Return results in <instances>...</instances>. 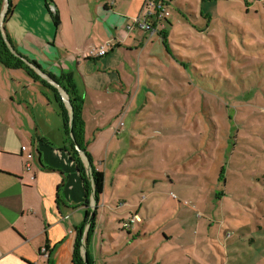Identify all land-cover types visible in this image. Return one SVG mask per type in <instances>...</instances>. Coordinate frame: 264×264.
I'll return each instance as SVG.
<instances>
[{
	"label": "rangeland",
	"instance_id": "374dc122",
	"mask_svg": "<svg viewBox=\"0 0 264 264\" xmlns=\"http://www.w3.org/2000/svg\"><path fill=\"white\" fill-rule=\"evenodd\" d=\"M113 1L95 14L110 32L95 26L97 46L117 25L143 46L95 58V72L120 74L132 96L120 111L113 86H97L95 125L123 124L95 134V151L102 167L130 161L121 195L145 198L144 235L107 210L97 264H264V0H164L169 15L152 34L125 28L145 0ZM61 11L66 20L70 7Z\"/></svg>",
	"mask_w": 264,
	"mask_h": 264
},
{
	"label": "crops",
	"instance_id": "0c3cea01",
	"mask_svg": "<svg viewBox=\"0 0 264 264\" xmlns=\"http://www.w3.org/2000/svg\"><path fill=\"white\" fill-rule=\"evenodd\" d=\"M52 1L58 12L57 23L52 17L53 6L48 8L45 0L37 10L33 9L30 0H11L12 11L4 22V28L15 54L35 63V71L45 77L70 73L82 96L86 150L94 168L103 172L104 183L87 241L85 236L89 224L84 225L80 253L90 264H97L96 254L98 250L102 253L101 242H104V232L97 221L107 210L112 211L121 228L133 230L138 234L136 238L144 235L138 212L145 198L141 197L132 206L121 195L124 185L121 184L123 172L120 170L130 161L121 153L111 167H102L95 151V134L103 129L118 133L122 123L110 121V126L105 123L95 125V108L102 105L101 97L96 96L97 86H113L115 92L111 93L120 99L119 110L127 102L126 97L131 100L132 96L120 74L118 78H102L100 72H95V58L99 57L87 56L98 45L95 26L101 35L104 32L105 35L110 34L105 24L108 22L106 17L97 21L95 14L101 5L105 12L113 9L114 1L104 0L98 4L94 0H88V4L85 0ZM62 4L70 7L66 20L62 15ZM81 5L83 10L76 9ZM131 20L126 21V25ZM113 29V34L102 40L111 44V50L124 47L131 52L137 46H143L142 39L131 38L123 29H118V25ZM59 94L69 113L65 102L66 98L69 100L68 94L64 90ZM123 112L120 114L124 115ZM68 146L52 92L23 69L6 68L0 64V264H74L72 255L77 229L84 222L86 209L92 210L95 202L92 205L94 199L90 195L89 203H84L83 183ZM108 150L109 158L112 148ZM128 152L127 149L125 154ZM28 153L32 154L29 169L25 167ZM79 155L89 174L87 157L81 151ZM132 218L134 221L131 222ZM113 242L116 243L115 240ZM43 247H46L47 254L41 251ZM103 260L104 264H109L106 257Z\"/></svg>",
	"mask_w": 264,
	"mask_h": 264
},
{
	"label": "trees",
	"instance_id": "16d2710c",
	"mask_svg": "<svg viewBox=\"0 0 264 264\" xmlns=\"http://www.w3.org/2000/svg\"><path fill=\"white\" fill-rule=\"evenodd\" d=\"M5 1L7 3V8L3 18L2 26H0V64H2L6 68L23 69L31 78L39 81L43 87L52 92L53 101L57 106L58 112L62 118L63 131L68 138V151L75 164L77 173L79 174L83 183L84 203L85 205L89 203L90 195H92L95 202V205L92 210H90L89 207L86 209L84 222L77 229L76 240L72 255L74 264H84L85 260L88 264H90L87 257L83 259L80 253V247L82 245L84 225L86 223L89 224L85 236V241H87L90 231L93 228L95 209L98 204L99 196L103 191L104 175L102 171H99L94 168L91 163V156L86 150L87 144L84 139V121L82 118L83 99L82 96L78 93L70 73H61L56 77L52 75L49 76L50 79H52L59 87H61V89H63L68 94L69 104L71 107L70 117L68 110L64 105L57 88L51 85L45 78H43L40 74L35 71V63L34 65L33 63L27 62L23 56L15 54L13 49H11L9 36L4 28V22L12 11V5L11 0H0V11ZM45 2L48 8L51 5L53 6L54 11L52 15L55 18V23H57L58 12L55 8L53 1L45 0ZM30 64L33 65L31 66ZM79 151L83 152L88 159L90 174L87 173V168L85 167L84 162L82 161L79 155Z\"/></svg>",
	"mask_w": 264,
	"mask_h": 264
},
{
	"label": "built area",
	"instance_id": "2783aa9c",
	"mask_svg": "<svg viewBox=\"0 0 264 264\" xmlns=\"http://www.w3.org/2000/svg\"><path fill=\"white\" fill-rule=\"evenodd\" d=\"M168 15L169 11L165 9L164 0H145L143 14L132 18L130 23L126 25V29L132 30L137 27L152 34L156 30V24L161 22ZM149 19H153L155 24L150 23ZM108 49H111V44H109V42H105L100 46L92 48L88 52L87 56L101 57L109 51ZM120 125H122V123H120ZM22 150H26V147H22ZM26 158L25 167L29 169V160L32 158V154L28 153ZM132 221H134V218L131 219V222ZM41 251L47 254L46 247H43Z\"/></svg>",
	"mask_w": 264,
	"mask_h": 264
},
{
	"label": "water",
	"instance_id": "95a60500",
	"mask_svg": "<svg viewBox=\"0 0 264 264\" xmlns=\"http://www.w3.org/2000/svg\"><path fill=\"white\" fill-rule=\"evenodd\" d=\"M6 8H7V4H5L4 9H3L2 13H1V16H0V26H2L3 18H4V15H5ZM53 11H54V9H53ZM37 69H38V68H36V70H37ZM38 72H39V70H38ZM39 74H41L43 77H45L43 73L39 72ZM45 78H46L49 82H51L53 85H55V86L59 89L60 92H61V91L63 92V89H61V87H59V86H58V85H57L52 79H50V78H48V77H45ZM65 102H66V104L68 105V108H69V114H70V117H71V107H70V104H69V100H68V98H66ZM89 174H90V171H89ZM92 200H93V198H92ZM92 205H94V201H93ZM84 264H88V263L86 262V260H85V263H84Z\"/></svg>",
	"mask_w": 264,
	"mask_h": 264
}]
</instances>
